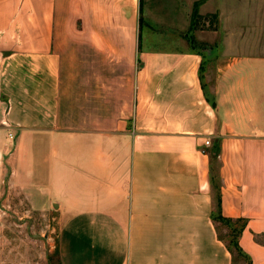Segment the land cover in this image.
Returning a JSON list of instances; mask_svg holds the SVG:
<instances>
[{
	"label": "crops",
	"instance_id": "1",
	"mask_svg": "<svg viewBox=\"0 0 264 264\" xmlns=\"http://www.w3.org/2000/svg\"><path fill=\"white\" fill-rule=\"evenodd\" d=\"M155 11L176 34L161 15L155 31ZM250 11L263 0H0V203L57 209L61 264H234L218 197L264 264V21Z\"/></svg>",
	"mask_w": 264,
	"mask_h": 264
},
{
	"label": "rangeland",
	"instance_id": "2",
	"mask_svg": "<svg viewBox=\"0 0 264 264\" xmlns=\"http://www.w3.org/2000/svg\"><path fill=\"white\" fill-rule=\"evenodd\" d=\"M166 2L174 3L176 0H166ZM154 14L157 20L153 21V25L156 24L158 26V30L155 28L157 33L160 32L161 15L164 34H176V29L168 27V24L174 21L166 16L169 15L168 11L162 13L155 11ZM259 14L263 15L261 18L264 21V11L261 13L255 11L247 12V21L256 19L255 15ZM243 15L244 19H246L245 13ZM235 19H240V12H236ZM200 21L201 25H204L200 30L212 31L215 29L214 25L218 22V18L217 15L202 16ZM247 28L235 27L233 29L239 31ZM146 33L147 28L144 30V34ZM5 198L4 196L3 200ZM0 206L2 211H6L5 214L1 211L2 216H0V264H61L59 236L63 220L59 216L57 209H35L28 197L22 194L12 195L7 203H0ZM219 228L221 235L227 237L230 229L221 224ZM226 240L229 243L230 238L227 237Z\"/></svg>",
	"mask_w": 264,
	"mask_h": 264
},
{
	"label": "trees",
	"instance_id": "3",
	"mask_svg": "<svg viewBox=\"0 0 264 264\" xmlns=\"http://www.w3.org/2000/svg\"><path fill=\"white\" fill-rule=\"evenodd\" d=\"M213 178L216 179V175L213 174ZM220 203H221L220 197H218V205H217L218 210L216 214V221L217 223L219 222V223L229 226L231 229H230V233L227 235V237L230 238L229 243L226 240L227 237L222 236L220 231H219V238L227 243V247L233 255L234 264H239V262H243L245 264H251L249 257L247 256V254L244 253V251L242 250L238 242L240 230L243 229V225H241L240 228L239 226L235 227V224L237 223H234L230 219L225 218L220 212ZM217 230H219L218 226H217Z\"/></svg>",
	"mask_w": 264,
	"mask_h": 264
},
{
	"label": "built area",
	"instance_id": "4",
	"mask_svg": "<svg viewBox=\"0 0 264 264\" xmlns=\"http://www.w3.org/2000/svg\"><path fill=\"white\" fill-rule=\"evenodd\" d=\"M12 136V135H11ZM211 142L210 141H206L205 145L206 146H210Z\"/></svg>",
	"mask_w": 264,
	"mask_h": 264
}]
</instances>
